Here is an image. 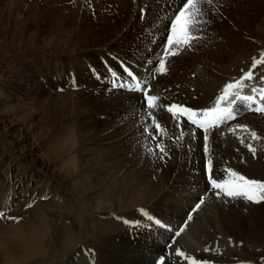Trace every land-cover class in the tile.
Returning a JSON list of instances; mask_svg holds the SVG:
<instances>
[{
    "label": "rangeland",
    "instance_id": "rangeland-1",
    "mask_svg": "<svg viewBox=\"0 0 264 264\" xmlns=\"http://www.w3.org/2000/svg\"><path fill=\"white\" fill-rule=\"evenodd\" d=\"M183 4L184 0H0V148L9 158L0 161V264H157L162 257L163 264H178L175 259L179 264H264V200L215 195L207 181L206 187L193 188L190 180L200 179L202 173L205 177L203 165L209 161L205 133L190 131L186 119H173L166 107H213L225 86L219 78L227 53L241 54L243 65L250 68L233 69L229 83L251 70L253 78L245 80L239 92L260 100V92L254 94L252 88L264 89V62L254 69L252 65L254 59L264 61V0H198L197 35L192 33L196 39L190 46H173L176 55L165 56L170 21ZM244 34L245 41H239ZM198 40L212 46L216 58L200 55ZM162 58L166 71L159 72ZM129 72L145 78L146 89L158 97L153 109L146 107L145 94L119 97L128 94L109 89L111 82L115 89L130 80ZM191 73L190 81L184 75ZM199 83L205 86L198 89ZM100 92L118 95L105 99ZM255 104L237 101L232 105L235 118L221 123L219 133H213L215 128L209 131L206 152L213 170L234 169L229 161L236 147L228 148L223 139L227 133L240 136L243 145H263L264 111L253 109ZM214 135L222 140L212 143ZM69 137L70 154L57 158L55 152ZM86 137L94 143L88 144ZM97 138L103 139L101 145ZM31 150V156H23ZM258 159L263 165L264 151ZM60 162L78 172L72 184L84 185L87 197L56 180L51 169L58 171ZM43 164L45 170L40 169ZM108 165L118 167L116 175L128 182H155L159 195L155 193L152 206L134 208L131 215L119 210L122 191L113 189L110 198L101 180ZM30 168L46 181L29 173L15 186L13 178ZM162 178L165 191H159ZM171 196L179 202L173 204ZM214 198L231 210L221 212ZM188 200L195 201V209L188 211ZM204 200L209 201L206 227L196 210L203 204L205 209ZM231 205L240 210L254 206L253 218L244 211L238 219ZM160 227L175 231L174 236H161ZM177 232L188 241L186 259L172 249L175 243L186 246L176 240Z\"/></svg>",
    "mask_w": 264,
    "mask_h": 264
},
{
    "label": "bare ground",
    "instance_id": "bare-ground-1",
    "mask_svg": "<svg viewBox=\"0 0 264 264\" xmlns=\"http://www.w3.org/2000/svg\"><path fill=\"white\" fill-rule=\"evenodd\" d=\"M245 2V1H244ZM196 30H197V28H195ZM195 29H193V31H192V33H195ZM246 29V28H245ZM241 30H243V29H241ZM246 30H249L248 28L246 29ZM249 32V31H248ZM246 33V32H245ZM242 34V33H241ZM193 35V34H192ZM195 35H197L196 33H195ZM251 35V34H250ZM238 36V35H237ZM248 36V34L246 35V34H244V35H242V37H243V39L241 38V35L239 36V37H237L238 38V40L239 41H245V38ZM254 36V35H253ZM256 36H257V34H256ZM258 36H260V35H258ZM255 37V36H254ZM253 39V38H252ZM262 40V39H261ZM249 41V40H248ZM253 41H255V40H253ZM257 42H260V41H257ZM196 43V42H195ZM240 43V42H239ZM253 43H255V42H253ZM252 43V44H253ZM261 43H263V42H261ZM243 45V44H242ZM261 45V44H260ZM197 46H198V50H199V54L201 55V54H203V55H213L214 56V58H216V56H217V53H215L214 52V48L212 47V46H209V45H206V44H202V41L201 40H198L197 41ZM262 46V45H261ZM225 47V49H224V52H226V49L228 48H226V46H224ZM257 48V47H256ZM259 48V47H258ZM260 49V48H259ZM223 52V54H222V56H224V54H226V53H224ZM247 53V52H246ZM236 55V54H235ZM240 55L241 54H239V56L238 55H236V56H232V55H229L228 53H227V55L226 56H224V60H225V62H226V69L224 70V71H222V77H220L219 78V80H220V84L221 85H226V84H228L229 83V75L231 74V72L232 71H234L233 69H237V70H239V72H243V70H242V68H245L246 69V67H247V65H243V59L242 60H240ZM243 55H244V53H243ZM247 56V55H246ZM219 57V56H218ZM248 57V60H249V58H251L250 56H247ZM247 57H246V59H247ZM245 58V57H244ZM245 59V60H246ZM120 62H122V61H120ZM245 63H247L246 61H244ZM122 66V65H121ZM248 66H251V65H248ZM125 69L124 70H126V67H124ZM248 69H250L249 67H247ZM133 75H132V77H131V79L130 80H127V82H123L122 80V84L121 85H119L118 83V85H117V87L114 89L113 88V82H111L110 83V87H109V89H113V91L114 90H116V91H119L120 89H124V92L126 93V94H128V95H125L124 93V95H120L119 97H126V96H129V94H132L133 96L134 95H139V92L141 93V97L143 98V95H144V93L145 92H147V94L148 95H151L150 93V90L149 89H146V79L145 78H143V80L141 79V77H136V76H138V75H135L134 76V73L133 72H131ZM127 74V73H126ZM193 73H191V74H189L188 76L187 75H184L185 76V78L186 79H188V78H190V81H191V76L190 75H192ZM241 73H238L237 74V76H242V75H240ZM128 76H129V74H127ZM181 75V74H180ZM182 76V75H181ZM184 76H183V78H184ZM133 77H135L136 79H133ZM238 78V77H237ZM133 79V80H132ZM140 79V80H139ZM131 81V82H130ZM145 82V83H144ZM114 84H116V83H114ZM135 84L137 85V84H139L140 85V88L142 89V90H139V91H131V90H128L129 88L131 89L133 86H135ZM107 86H109V84H106ZM202 86H205V85H202ZM201 85H200V83H199V85H198V89H200V88H203ZM208 86V85H207ZM98 90V89H97ZM107 91V90H106ZM129 91H131V92H129ZM108 92H110V91H108ZM119 92H123V91H119ZM154 92V91H153ZM100 94H101V96L103 97V98H105V99H108V98H113V96H111V94H103V92H100ZM112 94H114V92H112ZM116 95H118V94H115V96ZM114 96V97H115ZM132 96V97H133ZM100 97V96H99ZM139 97V96H138ZM256 100H258V99H256ZM258 102L259 103H257V104H255L254 106H253V109H256V107L258 106V105H260V106H264V101H260V100H258ZM262 102H263V104H262ZM144 105H145V103H144ZM204 106V105H203ZM250 107H251V105H250ZM150 115V114H149ZM179 116V115H178ZM151 119H152V117H151ZM177 119V118H176ZM182 120V118L179 116L178 117V120ZM235 120H238V119H235ZM234 120V121H235ZM154 122V121H153ZM182 122H184L183 120H182ZM232 122V121H231ZM185 123H187L188 125H186L189 129H190V131H193L194 133L196 132V134L197 133H199V134H201L200 132H204V130H201V129H196L193 125H191V124H189L188 122H185ZM180 128H182V126H180ZM187 128V129H188ZM189 129H188V131H189ZM217 128H215V130H216ZM112 130V128H110V129H108V131H107V133H109L110 131ZM176 130H177V128H176ZM200 131V132H198V131ZM215 130H212L213 131V133L215 132H217V131H219L218 129L215 131ZM217 133H219V132H217ZM177 134V133H176ZM222 134V133H221ZM194 135V134H193ZM218 135V134H217ZM224 135V134H223ZM244 135V134H243ZM174 136V135H173ZM197 136V135H196ZM221 136V135H220ZM198 137V136H197ZM219 137V136H218ZM218 137H216L215 135H214V137H212V143H213V139H217L218 141L220 140H222V138H218ZM224 138L223 139H225L226 140V142L229 144V147L228 148H230L232 151H233V146H235L236 148H235V150L233 151V157H231V159H230V165L232 164V166H233V170L235 171V172H237L239 175H242V176H244V177H246V178H256V180L258 181V178H261L262 177V175H263V171H264V164L262 165L261 164V161L258 159V153L259 152H263L264 151V143H263V145H260V144H255V147H253L252 145H248V146H246V144L245 145H243L242 143H243V140H242V138L240 137V136H238V135H234V134H231V133H227L226 135H224L223 136ZM71 137H69V139L68 140H66V144L65 145H63L60 149H58L55 153H58V157L57 158H59V157H62V156H64V153H65V155H69L70 154V152H71V150H72V146H71ZM202 139V138H201ZM244 139V138H243ZM85 141H87L88 142V144H92V143H94L93 141H92V138H88V137H86V140ZM96 141L97 142H99V144L98 145H101V143L103 142V139H100V138H97L96 139ZM205 141V140H204ZM256 141H257V139H256ZM244 142H248V140H247V138H246V141L244 140ZM85 143V142H84ZM249 143H250V141H249ZM258 143V142H257ZM227 144V145H228ZM253 144V143H252ZM219 146V145H218ZM249 146H251V149H254V151H252L251 149H250V147ZM259 146H262L263 148L261 149ZM64 147V149H66V150H62V148ZM218 149H220V148H218ZM259 149L261 150V151H259ZM9 150V149H8ZM222 150V149H221ZM229 150V149H228ZM230 150V151H231ZM218 151V150H217ZM5 152V150L3 149V147L2 148H0V161L1 162H5V161H7V160H9V158H8V156L4 153ZM216 152V151H215ZM221 152V151H220ZM227 152V151H226ZM24 154H23V156H27L26 158H28L29 157V155L31 156L32 154H33V151L31 150V152L30 153H28L27 151L26 152H23ZM32 153V154H31ZM204 153H205V155H207V156H205L206 157V159L205 160H210L211 159V156H210V154H209V151L208 152H206V151H204ZM214 153V152H213ZM222 153V152H221ZM224 153V152H223ZM217 154V153H216ZM224 154H227V153H224ZM247 154H249V155H247ZM222 155V154H221ZM260 157V156H259ZM38 158V157H37ZM49 160H51V159H49ZM107 160H109V159H107ZM102 161V160H101ZM49 162V165L51 164V163H56V162H50V161H48ZM33 167H36L35 166V164H34V162H29ZM57 164V163H56ZM55 164V165H56ZM113 164V163H112ZM152 164V163H151ZM227 164H228V162H227ZM62 164H61V162L59 163V167H58V171H56V168H54V169H51L52 171H53V173H56L57 174V181L58 182H64V183H66V184H68L67 186H69V187H72V190L73 189H75V191H80L81 192V194H85L86 193V191L85 190H87V188L86 187H84V185H79V186H83V187H78V185H74V184H72V182H73V180H75L74 178H73V174H75V173H77L78 174V172H76V171H72V169H70L69 168V166L70 165H68L67 167H64L63 165L61 166ZM28 166V165H27ZM216 166V165H215ZM231 166V167H232ZM30 167V166H29ZM44 164L40 167V169H44ZM217 167V166H216ZM230 167V166H229ZM26 168V167H25ZM256 168L258 169L259 168V170H256ZM24 169V168H23ZM22 169V171H20L19 172V174L16 176V177H14L13 178V184L16 186H19L20 184H21V182H22V177L24 176H27V174H31V176L33 177V179H38V178H40V180H45L46 178L44 177V176H41V175H39L38 174V172H35V170L33 169V171H30L31 170V168L29 169V170H23ZM214 168H212V172H213V174H214V178H216V179H218V180H220V179H227L228 178V176H227V173H225V171H224V173H222L223 172V170L221 171V170H213ZM218 169H219V167H218ZM45 170V169H44ZM146 170V169H145ZM152 170V169H151ZM120 170H118V167H116L115 166V168L113 169V167H111L110 165H108V166H106L105 167V170H104V172H102V174H103V178L101 179L104 183H107V185H106V187L108 188V190H107V192H108V194H110L111 195V197L110 198H112L113 196H112V194H113V192L111 193V191L113 190V189H116V188H119L121 191H122V195L120 196V199H121V202H120V209L119 210H123V209H125V212H127L128 213V215H131L132 213H131V211L130 210H132V209H134V208H144V209H147V208H149V207H151L152 206V202L154 203V201H155V193L157 194L158 192H157V190H156V188H155V182H153V181H151V180H146L144 183H142L141 181H140V184H136V183H134L133 181L132 182H128L126 179H121L120 177H118V175H116L118 172H119ZM49 173V172H48ZM81 173V172H80ZM115 173V174H114ZM155 174V173H154ZM121 175V174H120ZM202 175H203V173H202ZM202 175L201 176H197V177H200V179H195V180H197V181H195L194 179H191L190 180V183H191V185H192V187L193 188H196V186L198 185V184H201V188H202V186H204V187H206V185H207V183L210 185V183L209 182H207L206 183V178L203 176L202 177ZM49 176V175H48ZM153 176V175H152ZM56 177V176H55ZM133 177V176H132ZM157 177H158V175H157ZM183 177V176H182ZM54 178V177H53ZM129 178H130V176H129ZM262 178H264V177H262ZM131 179V178H130ZM53 180V179H52ZM139 180V179H138ZM164 178H162L161 179V181H162V183H161V185H160V188H162V189H159V191H165L166 190V188H165V184H166V181L164 182ZM17 181H19V185L17 184ZM46 181V180H45ZM100 181V180H99ZM136 181V180H135ZM195 181V182H194ZM12 182V181H11ZM261 182H264V180L262 179V181ZM63 183V184H64ZM11 185V184H10ZM60 185V184H59ZM100 186V184H98V187ZM164 186V187H163ZM173 186V185H172ZM200 186V185H199ZM199 186H198V188H199ZM197 188V189H198ZM201 188H199L198 190H201ZM191 189V188H190ZM196 189V190H197ZM211 190H213L212 188H210ZM89 190V189H88ZM100 190H103V187H101L100 188ZM169 191V190H168ZM172 191V190H171ZM170 191V192H171ZM202 191V190H201ZM170 192L168 193V195L170 194ZM215 192V191H214ZM93 193V192H92ZM165 193V192H164ZM192 193V192H191ZM106 195V193H103V195ZM173 194V193H172ZM202 194V193H201ZM215 194V193H214ZM86 195V197H87V193L85 194ZM157 195H159V194H157ZM171 195V194H170ZM216 195V194H215ZM174 196V195H173ZM193 196L194 195H191V197L193 198ZM172 197V196H171ZM175 197V196H174ZM174 197H172L173 198V204H176V203H178L177 201H175V198ZM83 197H80L79 196V199H82ZM241 198V200H243V201H246V199H244V198H242V197H240ZM156 199H157V196H156ZM188 199H189V197H188ZM207 199V198H206ZM215 199V198H214ZM190 200V199H189ZM188 200V201H189ZM224 201V200H223ZM231 201V200H230ZM194 202L195 201H193V200H191V201H189L188 203H190L189 205H186V207H188V211H191V210H193V208H194ZM225 202V201H224ZM255 202V201H254ZM259 202V201H258ZM102 203H103V198H101V201L100 202H98L97 203V207H100L101 205H102ZM161 203V202H160ZM204 203H205V209H204V204L201 206V208H199V206L198 207H196V210H198V219H200L201 221H203V224L204 223H206V218H207V206H208V204H209V201L208 200H204ZM215 203L217 204V206H218V208H219V210L221 211V212H223V210L224 211H226V212H229L231 209H229V208H227L228 206L226 205V204H224V205H226V206H224L223 205V203H221V202H218V199H215ZM240 203H241V201H240ZM179 205H181V204H179ZM247 205H249V204H247ZM246 205V206H247ZM244 207V206H243ZM248 207V206H247ZM250 207V206H249ZM231 208L233 209V211L237 214V216H238V219L239 218H241V217H243L242 216V213H244V211H247V215H248V217L250 218V219H252L253 218V212L256 210V208L254 207V206H251L250 208H251V210H247V209H242V210H240L239 209V206L238 207H236V205L235 206H232L231 205ZM245 208V207H244ZM253 208V209H252ZM195 209V208H194ZM134 211V210H133ZM194 213V212H193ZM112 220H114V218L112 219ZM153 220V219H152ZM154 221V220H153ZM118 222V221H117ZM139 222V221H138ZM155 222H156V220H155ZM163 222V221H162ZM199 222V221H198ZM195 223V222H194ZM201 223V222H200ZM159 224H161L162 225V223L160 222ZM170 224V223H169ZM202 224V223H201ZM171 225V224H170ZM205 225V224H204ZM205 227H206V225H205ZM160 228H163V229H159V231H160V234H161V236H163V234H166L167 236H168V234H170V236H174V233H175V231H169V230H166V231H164L165 229H164V227H160ZM189 228H191L190 226H188V229ZM186 231H187V229H186ZM184 232V231H183ZM177 238L178 239H176L177 241H180V242H185V247L180 243H175L174 245H173V247H172V249H174L176 252L179 250V249H182V250H184V258L186 259V257H187V254H186V250H188V252H190L189 251V244H188V241L185 239V237H184V235L183 234H180V232H179V235H177ZM172 239V238H171ZM161 243V242H160ZM171 244V243H170ZM166 248H168V247H166ZM174 254V253H173ZM184 258H183V260H184ZM175 261L179 264V261H178V259H175ZM186 262H188V261H186ZM157 264H161V260H159L158 262H157ZM162 264H163V262H162Z\"/></svg>",
    "mask_w": 264,
    "mask_h": 264
},
{
    "label": "snow or ice",
    "instance_id": "snow-or-ice-1",
    "mask_svg": "<svg viewBox=\"0 0 264 264\" xmlns=\"http://www.w3.org/2000/svg\"><path fill=\"white\" fill-rule=\"evenodd\" d=\"M198 0H184V4L181 9L177 11L174 16V19L170 21V34L167 37L168 47L165 50V56L167 55H176V52L172 50L173 46L179 45H189L191 42L196 39L192 35V31L199 21L196 19V16L199 13L197 8ZM210 3L211 0H208ZM264 55V54H262ZM264 61L254 59L252 68L254 69L257 64H260ZM157 71L164 72L166 71L165 62L162 58L159 61V67ZM132 77V73H128ZM253 78V73L251 70L245 72L244 76L240 78L239 81L234 83H228L224 86L222 94L217 97L213 107L204 109L201 111L189 109L182 105H169L166 106L167 110L172 113L173 119L179 115L181 117L186 116L187 121L191 125H195L200 129L204 130V140H205V151L208 150V133L211 129L219 127L221 123L226 122L227 120L235 118V112L232 107L237 101H243L245 104L258 103L255 98V95H241L239 89L243 87V82L245 80H251ZM133 79H136L133 77ZM264 79V77H262ZM230 89L236 91L230 92ZM131 91L142 90L140 85L137 84L133 86ZM257 91L260 92V101H264V89L252 88V92L255 94ZM146 96V107L153 109L155 101L158 99L156 96L148 95L147 92L144 93ZM232 96L234 99L226 100L227 97ZM222 102H226V106L221 107ZM257 111H264V106L258 107ZM155 122V117H152ZM177 126H180V122L177 121ZM160 125L157 123L156 128H159ZM253 138H256L255 133L252 134ZM161 151L163 147L158 145ZM251 149V146H249ZM254 151V149H251ZM227 179H216L212 172V163L211 160L208 161L207 165V179L210 183V187L215 191L216 195H224L232 198L242 197L248 201H261L264 200V182L257 180L248 179L242 175H239L237 172L229 169L227 170ZM198 207V206H197ZM3 213L0 212V216ZM191 218V217H189ZM151 219V218H150ZM157 224L160 222L157 220ZM163 226V225H162ZM179 235V232L176 233ZM177 255H185L181 251H177ZM163 262V257L161 258V264ZM192 264H196V261L193 260ZM201 264H206V262H201Z\"/></svg>",
    "mask_w": 264,
    "mask_h": 264
}]
</instances>
